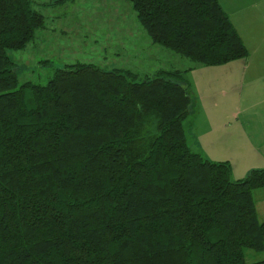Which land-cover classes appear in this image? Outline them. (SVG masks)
<instances>
[{"label":"trees","instance_id":"16d2710c","mask_svg":"<svg viewBox=\"0 0 264 264\" xmlns=\"http://www.w3.org/2000/svg\"><path fill=\"white\" fill-rule=\"evenodd\" d=\"M129 1L195 65L249 56L219 0ZM44 26L32 0H0V264H264L245 258L264 250V168L235 180L190 147L192 67L137 79L76 62L21 83L9 51Z\"/></svg>","mask_w":264,"mask_h":264},{"label":"crops","instance_id":"0c3cea01","mask_svg":"<svg viewBox=\"0 0 264 264\" xmlns=\"http://www.w3.org/2000/svg\"><path fill=\"white\" fill-rule=\"evenodd\" d=\"M66 1L35 0L45 16L63 14L65 8L57 7ZM219 1L250 53L222 65H190L185 76L195 102L185 128L193 150L212 160L229 161L232 179L234 175L240 179L253 168H264V0ZM173 52L169 53L178 55Z\"/></svg>","mask_w":264,"mask_h":264},{"label":"rangeland","instance_id":"374dc122","mask_svg":"<svg viewBox=\"0 0 264 264\" xmlns=\"http://www.w3.org/2000/svg\"><path fill=\"white\" fill-rule=\"evenodd\" d=\"M32 3L37 10L35 0ZM57 8H65L63 14L42 13L45 26L24 49L9 51L18 65L21 83L46 84L58 67L76 62L130 71L137 79L151 77L160 68L186 69L193 63L180 54L175 59L169 53L172 50L156 44L129 0H67ZM251 54L256 55L254 48ZM254 196L259 220L264 221V187L255 189ZM245 258L247 262L262 260L264 250L246 248Z\"/></svg>","mask_w":264,"mask_h":264}]
</instances>
